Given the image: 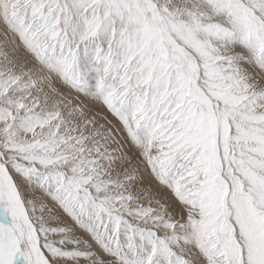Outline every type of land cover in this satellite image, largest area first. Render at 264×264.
Returning <instances> with one entry per match:
<instances>
[{
    "label": "rangeland",
    "instance_id": "374dc122",
    "mask_svg": "<svg viewBox=\"0 0 264 264\" xmlns=\"http://www.w3.org/2000/svg\"><path fill=\"white\" fill-rule=\"evenodd\" d=\"M216 1L0 0L10 105L51 84L45 137L0 116V264H264V0Z\"/></svg>",
    "mask_w": 264,
    "mask_h": 264
},
{
    "label": "bare ground",
    "instance_id": "6f19581e",
    "mask_svg": "<svg viewBox=\"0 0 264 264\" xmlns=\"http://www.w3.org/2000/svg\"><path fill=\"white\" fill-rule=\"evenodd\" d=\"M79 1V0H78ZM126 1V0H125ZM179 1H181V0H179ZM80 2H81V0H80ZM85 1H83V3H84ZM215 2H217L216 0H215ZM1 3V2H0ZM116 3V2H115ZM214 3V2H213ZM66 3H64V5H65ZM216 4V3H215ZM221 4V3H220ZM73 6V5H72ZM91 7H93V6H91ZM108 7H109V5H108ZM170 7V6H169ZM219 7V6H218ZM221 7V6H220ZM68 8H66V10H67ZM94 9V8H93ZM96 9V8H95ZM119 9V8H118ZM117 9V10H118ZM212 9V8H211ZM101 10V9H100ZM109 10V9H108ZM119 11V10H118ZM224 11V10H223ZM83 12H84V10H83ZM85 12H87V11H85ZM100 12V11H99ZM98 12V13H99ZM218 13V12H217ZM86 14V13H85ZM65 15V14H64ZM123 15V14H122ZM220 15H221V13H220ZM93 16V15H92ZM226 16V15H225ZM90 17V16H89ZM120 17H121V15H120ZM228 17V16H227ZM65 18V17H64ZM138 18V17H137ZM106 19H107V16H106ZM106 19H104V20H106ZM110 19V17L107 19V20H109ZM113 19V18H112ZM122 19H123V16H122V18H121V21H122ZM153 20V19H152ZM67 21H69L70 22V25L69 26H72L71 25V21H73V20H67ZM66 21V22H67ZM111 21V20H110ZM115 21V20H114ZM147 21V20H146ZM230 21V20H229ZM69 22H67V23H69ZM74 22V21H73ZM107 21H105V23H106ZM109 22V21H108ZM116 22V21H115ZM225 22V21H224ZM50 23V22H49ZM121 23V22H120ZM143 23V22H142ZM222 23V22H221ZM73 24V23H72ZM96 24V23H95ZM130 24V23H129ZM238 24V23H237ZM236 24V25H237ZM246 24V23H245ZM2 25V24H1ZM61 25V24H60ZM68 25V24H67ZM110 25V24H109ZM112 26H113V24H111ZM131 25V24H130ZM140 25V24H139ZM64 26V25H63ZM107 26V25H106ZM119 26V25H118ZM144 26V25H143ZM145 26H147V25H145ZM151 26V25H150ZM76 27V26H75ZM108 27V26H107ZM119 27H121V26H119ZM136 27H137V25H136ZM140 27V26H139ZM246 27H247V24H246ZM78 28V27H77ZM99 28V27H98ZM109 28H110V26H109ZM108 28V29H109ZM131 28V27H130ZM146 28V27H145ZM148 28H149V25H148ZM219 28V27H218ZM221 28V27H220ZM242 27H240V29H241ZM69 29V28H68ZM85 30L87 29L86 27L84 28ZM124 29V28H123ZM238 29V28H237ZM71 30V29H70ZM75 30V29H74ZM106 30V29H105ZM110 30V29H109ZM118 30V29H117ZM120 30L122 31V29L120 28ZM120 30H118V31H120ZM141 30V29H140ZM147 29H145L144 31H146ZM153 30V29H152ZM209 30V29H208ZM234 30V29H233ZM242 30V29H241ZM244 30V29H243ZM101 31H103V30H101ZM120 31V32H121ZM154 31V30H153ZM94 32V31H93ZM123 32V31H122ZM140 32V31H139ZM215 32H217V31H215ZM53 33V32H52ZM67 33V32H66ZM77 33V32H76ZM100 33V35H101V32H99ZM105 33H107V32H105ZM104 33V34H105ZM113 33V32H112ZM1 34H3L4 36H5V34L4 33H1ZM96 34V33H95ZM108 34V33H107ZM147 34V33H146ZM146 34H145V36H146ZM149 34V33H148ZM152 34H154V33H152ZM243 34V33H242ZM248 34V33H247ZM246 34V35H247ZM258 34V33H257ZM106 35V34H105ZM110 35V34H109ZM221 35V34H220ZM12 36V35H11ZM69 36V35H68ZM102 36H104V35H102ZM133 36V35H132ZM237 36V35H236ZM9 37V36H8ZM13 37V36H12ZM77 37V36H76ZM90 37H92V36H90ZM106 37V36H105ZM113 37H114V35H113ZM116 37V36H115ZM247 37V36H246ZM245 37V38H246ZM4 38H6V37H4ZM27 38V37H26ZM103 38V37H102ZM215 38V37H214ZM86 39H87V37H86ZM85 39V40H86ZM95 39V38H94ZM140 39H143V38H139V40ZM95 40H97V39H95ZM126 40V39H125ZM149 40V39H148ZM239 40V39H238ZM121 41H122V38H121ZM138 41V40H137ZM150 41V40H149ZM152 41V40H151ZM110 42V41H109ZM125 42V41H124ZM148 42V41H147ZM239 42V41H238ZM9 43V42H8ZM91 43H94V41L93 42H91ZM102 43V42H101ZM141 43H143V41L141 42ZM153 43V42H152ZM230 43V42H229ZM119 44V43H118ZM139 44V43H138ZM154 44V43H153ZM241 44V43H240ZM108 45V44H107ZM229 45H231V44H229ZM9 46H11V50L9 51L10 53V56H11V58L12 59H14V61L15 62H17V61H20L21 63H23V65H25V67H28L26 70L28 71V76H30V75H32V67L34 66V64H35V61L34 60H32V59H28V58H26V56L24 55V53L22 52V51H18L17 50V47H16V45H15V43H12L11 42V44L9 45ZM133 47V46H132ZM148 47V46H147ZM102 48V47H101ZM105 48H107V47H105ZM122 48V47H121ZM127 48V47H126ZM129 48H130V46H129ZM158 48V47H157ZM212 48V47H211ZM235 48H236V46H235ZM241 48V47H240ZM117 49V48H116ZM120 49V48H119ZM150 49V48H149ZM208 49V48H207ZM210 49V48H209ZM213 49V48H212ZM101 50V49H100ZM113 50V49H112ZM135 50H136V48H135ZM156 50V49H155ZM160 50V49H159ZM228 50V49H227ZM244 50V49H243ZM115 51V50H114ZM124 51H126V49L124 50ZM124 51H123V53H124ZM134 51V50H133ZM147 51H150V50H148L147 49ZM153 51V50H152ZM156 51H158V50H156ZM240 51H242V50H240ZM109 52V51H108ZM117 52V51H116ZM135 52H137V50L135 51ZM160 52V51H159ZM127 53H128V51H127ZM131 53V52H130ZM154 53V52H153ZM125 54V53H124ZM132 54V53H131ZM156 54V53H155ZM150 56V55H149ZM154 57V56H153ZM26 58V59H25ZM159 58H161V57H159ZM41 59V58H40ZM11 60V59H10ZM43 60H45V59H43ZM47 61H49V58H48V60ZM79 61V60H78ZM10 62H12V61H10ZM19 62V63H20ZM44 62V61H43ZM46 62V61H45ZM18 64V63H17ZM19 65V64H18ZM17 65V66H18ZM163 65V64H162ZM16 66V67H17ZM19 68V67H18ZM1 69V68H0ZM17 69V68H16ZM9 70H11L10 68H9ZM8 70V71H9ZM40 70V73H41V77H40V80H41V82L42 83H40L39 82V84H38V91H37V93L33 96V94H31V93H29L28 94V89H27V92H26V94L25 95H27L28 97H27V99H25V97L26 96H24V95H22L20 92H23V90H20L19 89V87L18 86H16V87H14V89H13V92H16V95L15 96H18V98H19V100L18 101H14V105H10V101L9 100H11V98H10V96H9V94H6L5 92H6V85L4 84V82H3V84L2 85H0V99L2 98V100H1V102H2V107H0L1 109H0V116L2 117V118H4V119H15L16 120V117L15 118H13V115L17 112V113H19L20 115H19V118H18V121H17V123L13 126L14 128H13V132H15L18 136L17 137H15L14 138V143H16V142H18V141H25L24 139H27L28 138V136L30 135V134H37L36 133V130H40V132H41V135H40V132L38 133L39 135L37 136L36 135V137H40V136H42V137H45L46 135H47V131H46V128H43V126L45 125V123H46V117L44 116L45 115V110H46V108H48V106L46 105V101H45V99H46V92H47V90L49 89V87L51 86V84L50 83H48V82H50V79H49V77H48V74H47V72H45L42 68H40L39 69ZM59 73V72H58ZM6 74V73H5ZM250 74V73H249ZM15 76H18V75H15ZM27 76V75H26ZM32 76H34V78L36 77V75L34 74V75H32ZM3 78V77H2ZM17 79V78H16ZM22 79V78H21ZM35 81H36V79H35ZM2 82V81H1ZM19 82H21L20 80H19ZM45 83H47V85H48V89L46 90V86L47 85H45L44 86V84ZM18 84V83H17ZM27 84V83H26ZM30 84H32V83H30ZM12 86H14V85H12ZM29 86V85H28ZM29 88V87H28ZM24 89V88H23ZM35 89H36V87H34L32 90L35 92ZM10 90V89H9ZM32 91V92H33ZM7 92H8V90H7ZM24 92V93H25ZM9 93H10V91H9ZM41 94H43V96L41 97V99H37V96H40ZM22 98H24V100H21ZM13 100V99H12ZM183 101V100H182ZM41 105H46V106H44V109L42 108V109H39L40 108V106ZM249 105H250V103H249ZM19 107H24V112H26V113H21V110H18V108ZM92 107V106H91ZM244 107H245V105H244ZM247 107V106H246ZM253 107V106H252ZM37 109V110H36ZM30 110H32L31 112L32 113H30ZM38 112V111H40L41 113H40V115H38L36 112ZM34 112V113H33ZM255 112V111H254ZM16 113V114H17ZM39 113V112H38ZM21 114H23V115H21ZM28 114H31L32 116H27ZM41 114H43L42 116H41ZM263 116V115H262ZM18 117V116H17ZM251 117V116H250ZM256 117V116H255ZM260 118V117H259ZM254 119V118H253ZM263 119V118H262ZM262 126V125H261ZM5 127V126H4ZM9 128H10V126H9ZM24 128H29L27 131H24ZM8 129V128H7ZM28 131H30V133H28ZM5 134H6V136H8L9 134H7L6 132H5ZM262 134V133H261ZM264 134V133H263ZM10 137H11V135H9ZM34 137V136H33ZM261 137V136H260ZM32 137L30 136V138H28V139H31ZM37 139V138H36ZM31 142H34L33 141V139H31ZM43 142V141H42ZM41 143V142H40ZM44 143V142H43ZM45 143H46V141H45ZM21 144V143H20ZM25 144V143H24ZM46 145V144H45ZM22 146H24V145H22ZM45 149V148H44ZM262 150V149H261ZM260 151V150H259ZM43 152V151H42ZM44 153V152H43ZM18 155H20V154H18ZM28 155V154H27ZM36 156V155H35ZM39 156V155H38ZM37 156V157H38ZM21 157H22V155H21ZM25 158L27 157V156H24ZM33 158V157H32ZM44 159V158H43ZM23 160V159H22ZM27 160H28V158H27ZM26 160V161H27ZM32 160V159H31ZM16 164V163H15ZM14 164V166H16ZM19 167V166H18ZM23 167V166H22ZM11 168H12V166H11ZM14 168V167H13ZM18 169V168H17ZM15 170V169H14ZM21 170V169H20ZM16 171H18V170H16ZM15 171V172H16ZM22 171H23V169H22ZM21 171V172H22ZM21 172H19V173H17V175L18 174H20ZM23 174H24V171L22 172ZM27 173V172H26ZM36 174V173H35ZM19 176V175H18ZM21 176V175H20ZM25 176V175H24ZM23 176V177H24ZM30 175H28V177H29ZM23 177H20V178H23ZM27 177V178H28ZM33 177V176H32ZM31 178V177H30ZM32 179V178H31ZM26 180V179H25ZM34 180V179H33ZM37 181V180H36ZM27 182V181H26ZM24 183V182H23ZM26 184V183H25ZM32 184V183H31ZM29 185V184H28ZM38 185H40V184H38ZM25 186V185H24ZM41 186V185H40ZM22 187V186H21ZM36 188V187H35ZM37 188H39V186L37 187ZM45 189V188H44ZM44 189H42V190H44ZM48 190V189H47ZM32 191H34L33 189H32ZM26 192V191H25ZM38 192V191H37ZM40 192H41V190H40ZM33 193V192H32ZM31 193V194H32ZM44 193H45V191H44ZM50 193V192H49ZM24 194V193H23ZM29 194V193H28ZM39 194V193H38ZM35 195V194H34ZM40 195V194H39ZM38 195V196H39ZM35 197V196H34ZM40 197H41V195H40ZM31 198H33V196L32 197H30L29 199H31ZM51 198H54V197H51ZM57 198V197H56ZM38 199V198H37ZM59 199V198H58ZM40 200V199H39ZM42 200V199H41ZM44 200V199H43ZM52 200V199H51ZM56 200V199H55ZM45 201V200H44ZM50 201V200H49ZM36 203V202H35ZM44 202H42L41 204H43ZM51 203V202H50ZM35 205V204H34ZM40 205V204H39ZM56 205L57 204H55V208H59V209H61V207H58V205H57V207H56ZM42 206V205H41ZM44 206V205H43ZM48 206V205H47ZM49 206H50V204H49ZM46 208V207H45ZM49 208V207H48ZM64 208V207H63ZM50 210H52V208L50 209ZM64 210V209H63ZM54 212H55V210H53ZM48 212V211H47ZM61 212H62V209H61ZM60 212V213H61ZM66 212V211H65ZM52 213V212H51ZM59 213V214H60ZM61 215V214H60ZM71 217V216H70ZM57 218V217H56ZM60 218H62V217H60ZM64 219V218H63ZM73 219V218H72ZM73 221H75L74 219H73ZM71 222V221H70ZM72 223V222H71ZM7 231V230H6ZM86 233L87 232H85V235H86ZM58 234V233H57ZM61 234V233H60ZM10 235V237H11V234H9ZM62 235V234H61ZM56 236V235H55ZM87 236H90V235H87ZM13 237V236H12ZM82 237V236H81ZM83 237H85V236H83ZM14 239V238H13ZM83 239V238H82ZM16 240V239H15ZM83 240H87V241H89V244H90V240L91 239H89L88 240V237H87V239H83ZM91 242H94V241H92L91 240ZM86 243V242H85ZM88 243V242H87ZM86 243V244H87ZM71 245V244H70ZM69 245V246H70ZM91 245H92V247H93V249H95L94 248V246H93V244L91 243ZM62 246H64V245H62ZM68 246V247H69ZM87 246H88V244H87ZM90 247V246H89ZM98 247V246H97ZM64 248H67V246H65ZM83 248V247H82ZM86 248H84V250H85ZM87 249H88V247H87ZM92 249V248H91ZM97 249V248H96ZM99 249H101V248H99ZM59 250V249H58ZM68 250V249H67ZM83 250V251H84ZM89 250H90V248H89ZM64 251V250H63ZM69 251V253L71 254V251L70 250H68ZM77 251H80L79 250V248H78V250ZM91 251H93V250H91ZM95 251V250H94ZM101 252H102V250H100ZM59 252V251H58ZM57 252V253H58ZM75 252L76 251H74L73 253V255H75ZM81 252V251H80ZM79 252V255H78V257L80 256V254L82 253H80ZM90 252V251H89ZM99 252V251H98ZM65 253H67V252H65ZM87 253H88V251H87ZM97 253V252H96ZM26 254V253H25ZM59 254V253H58ZM77 254H78V252H77ZM84 254V253H83ZM85 254H86V252H85ZM98 254H101L100 252L98 253ZM108 254V253H107ZM72 255V254H71ZM82 255V254H81ZM89 255V254H88ZM59 256H60V254H59ZM87 256V255H86ZM86 256H82L83 258L84 257H86ZM91 256V255H90ZM89 256V257H90ZM18 257V256H17ZM72 257V256H71ZM73 257H76V255L75 256H73ZM107 257H109V259H110V254L107 256ZM59 258V257H58ZM60 258H62V257H60ZM82 258V259H83ZM87 258V257H86ZM66 259H67V256H66ZM66 259L64 258L62 261H60V262H64V260L66 261ZM74 259V258H73ZM72 259V260H73ZM90 259H91V257H90ZM57 260V259H56ZM56 260H55V262H56ZM60 260V259H59ZM67 260H69V258L67 259ZM87 260H88V258H87ZM87 260L85 259L84 261H86L87 262ZM111 260V259H110ZM84 261H82L81 260V263L82 262H84ZM91 261L92 260H90V263H91ZM108 261V259L106 260V262ZM112 261V260H111ZM6 262V261H5ZM78 262H80L79 260H78ZM66 262H64L63 264H65ZM70 264H71V262H69ZM113 263V262H112ZM111 263V264H112ZM28 264V263H27ZM66 264H68V262L66 263ZM74 264V263H73ZM78 264V263H77ZM80 264V263H79ZM89 264V263H88ZM103 264V263H102ZM108 264V263H107Z\"/></svg>",
    "mask_w": 264,
    "mask_h": 264
},
{
    "label": "water",
    "instance_id": "95a60500",
    "mask_svg": "<svg viewBox=\"0 0 264 264\" xmlns=\"http://www.w3.org/2000/svg\"><path fill=\"white\" fill-rule=\"evenodd\" d=\"M0 215H2V216L5 217L4 212H3V210L1 209V207H0Z\"/></svg>",
    "mask_w": 264,
    "mask_h": 264
}]
</instances>
